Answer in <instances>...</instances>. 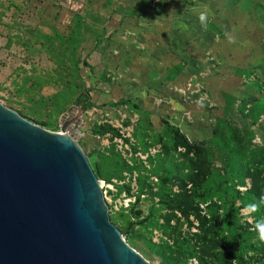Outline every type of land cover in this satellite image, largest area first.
Returning <instances> with one entry per match:
<instances>
[{"label":"rangeland","instance_id":"rangeland-1","mask_svg":"<svg viewBox=\"0 0 264 264\" xmlns=\"http://www.w3.org/2000/svg\"><path fill=\"white\" fill-rule=\"evenodd\" d=\"M0 103L82 148L150 264H264V0H0Z\"/></svg>","mask_w":264,"mask_h":264},{"label":"water","instance_id":"water-1","mask_svg":"<svg viewBox=\"0 0 264 264\" xmlns=\"http://www.w3.org/2000/svg\"><path fill=\"white\" fill-rule=\"evenodd\" d=\"M0 264H150L111 222L82 148L2 103Z\"/></svg>","mask_w":264,"mask_h":264},{"label":"trees","instance_id":"trees-1","mask_svg":"<svg viewBox=\"0 0 264 264\" xmlns=\"http://www.w3.org/2000/svg\"><path fill=\"white\" fill-rule=\"evenodd\" d=\"M78 102L82 104V107H83V108H85L86 106H88L87 101H84V99L81 98V97H78ZM228 134H230L229 137H230L231 142H234L235 145H237L236 143H237L238 141H234V138H233V136L231 135L232 133L229 132ZM200 150H201V149H200ZM201 158H202V156H200V159H201ZM200 166H202V165H200ZM92 169H93V171H94V173H95V175H96L97 177H99V176L101 175L98 166H97V167L94 166V167H92ZM230 250H231V249H230ZM229 254H231V253H230V252H227V253H224V254L222 255L221 260H220V264H226V262H227L226 257H227Z\"/></svg>","mask_w":264,"mask_h":264},{"label":"clouds","instance_id":"clouds-1","mask_svg":"<svg viewBox=\"0 0 264 264\" xmlns=\"http://www.w3.org/2000/svg\"><path fill=\"white\" fill-rule=\"evenodd\" d=\"M200 20L203 23L205 21V15L202 13L200 15ZM257 210V205L255 204H250L247 206L246 211L251 212V211H256ZM256 230H258L259 233V239L261 241H264V220L259 221L256 225H255Z\"/></svg>","mask_w":264,"mask_h":264},{"label":"bare ground","instance_id":"bare-ground-1","mask_svg":"<svg viewBox=\"0 0 264 264\" xmlns=\"http://www.w3.org/2000/svg\"><path fill=\"white\" fill-rule=\"evenodd\" d=\"M62 134V133H61ZM63 135V134H62Z\"/></svg>","mask_w":264,"mask_h":264}]
</instances>
